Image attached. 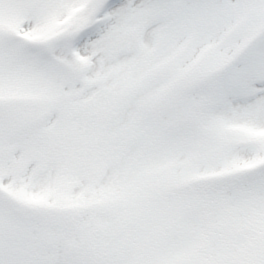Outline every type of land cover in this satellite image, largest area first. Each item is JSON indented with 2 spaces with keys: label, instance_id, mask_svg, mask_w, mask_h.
Here are the masks:
<instances>
[{
  "label": "snow or ice",
  "instance_id": "snow-or-ice-1",
  "mask_svg": "<svg viewBox=\"0 0 264 264\" xmlns=\"http://www.w3.org/2000/svg\"><path fill=\"white\" fill-rule=\"evenodd\" d=\"M0 264H264V0H0Z\"/></svg>",
  "mask_w": 264,
  "mask_h": 264
}]
</instances>
